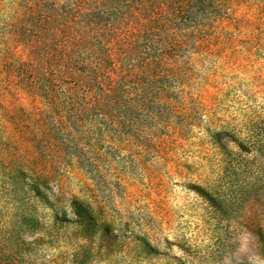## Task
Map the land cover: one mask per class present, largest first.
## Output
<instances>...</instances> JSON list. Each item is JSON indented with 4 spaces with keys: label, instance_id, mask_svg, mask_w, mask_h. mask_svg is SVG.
Instances as JSON below:
<instances>
[{
    "label": "rangeland",
    "instance_id": "obj_1",
    "mask_svg": "<svg viewBox=\"0 0 264 264\" xmlns=\"http://www.w3.org/2000/svg\"><path fill=\"white\" fill-rule=\"evenodd\" d=\"M215 6L216 20L203 22L208 42L182 65L186 93L200 107L188 125L177 113L141 118L129 148L105 149L95 180L41 159L31 143L13 145V169L0 162V264H264V191L229 224L197 188L214 183L226 143L217 132L221 142H213L210 118L214 128L236 125L264 106V0ZM72 7L73 0H0V86L10 108L30 106L12 97L31 80L19 62L50 44L54 22ZM86 206L101 216L98 233Z\"/></svg>",
    "mask_w": 264,
    "mask_h": 264
},
{
    "label": "trees",
    "instance_id": "obj_2",
    "mask_svg": "<svg viewBox=\"0 0 264 264\" xmlns=\"http://www.w3.org/2000/svg\"><path fill=\"white\" fill-rule=\"evenodd\" d=\"M218 1L73 0L71 11L54 22L50 44L19 62L21 75L31 80L17 84L12 97L24 96L30 106L10 108V93L0 86L1 164L11 171L13 145L28 142L41 159L78 167L95 180L107 161L105 149L129 148L141 118L177 113L188 125L200 107L186 93L182 65L208 42L210 25L203 22L216 20ZM212 121L213 142H221L217 132L226 143L214 183L197 188L214 204L216 218L230 224L264 191V106L236 125L222 121L214 128ZM18 181H10L12 191ZM86 208L98 233L101 216ZM141 243L150 246L148 238Z\"/></svg>",
    "mask_w": 264,
    "mask_h": 264
}]
</instances>
